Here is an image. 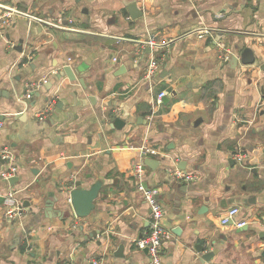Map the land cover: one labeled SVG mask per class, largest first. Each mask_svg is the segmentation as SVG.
Wrapping results in <instances>:
<instances>
[{
    "label": "crops",
    "instance_id": "obj_1",
    "mask_svg": "<svg viewBox=\"0 0 264 264\" xmlns=\"http://www.w3.org/2000/svg\"><path fill=\"white\" fill-rule=\"evenodd\" d=\"M9 8L0 151L12 150L19 180L2 179L0 157V198L15 191L22 215L0 203V264H150L136 248L150 230L134 177L146 158L159 161L144 163L143 182L160 189L164 264H264V0H0V15ZM60 19L67 28L50 24ZM199 28L210 32L186 35ZM245 48L253 64L241 61ZM82 64L76 80L56 77ZM34 82L42 86L29 93ZM181 163L194 181L174 178ZM98 180L94 210L77 217L68 191ZM235 208L246 225H222Z\"/></svg>",
    "mask_w": 264,
    "mask_h": 264
},
{
    "label": "built area",
    "instance_id": "obj_2",
    "mask_svg": "<svg viewBox=\"0 0 264 264\" xmlns=\"http://www.w3.org/2000/svg\"><path fill=\"white\" fill-rule=\"evenodd\" d=\"M17 11L9 8L7 9L2 15H0V27H5L10 25L14 21V17L16 16ZM62 19L59 20L57 23H50L52 26L56 28H67L62 25ZM72 23V21H69ZM208 28H199V29H192L186 35H197L199 37H204L209 33ZM228 57H226L227 59ZM159 69V64L156 60H151L146 76L152 77ZM42 86L40 82L31 83L28 86V92L33 93L37 91ZM166 93H161L159 95V102L161 98ZM2 123H0V127ZM141 152L144 157L146 156H157L159 154L157 149L150 148V147H143L141 148ZM0 157L6 161L7 167L2 172V179L5 181H9L11 178L15 177L18 172V168L15 164V156L9 146H4L1 148ZM245 155L242 152L236 153V158L238 161L243 160ZM145 173V164L143 162L138 163L134 167V177L138 181V190L142 193L146 203L148 204L151 210L150 216V230L149 232L144 235L143 237L139 238L136 241V248L139 250H147L149 255V262L150 264H164L163 256H162V245L165 240L169 239L170 231L166 229L164 226V218H165V211L160 201V189L157 187L148 188L144 185ZM174 178L180 183H190L196 179V176L193 174L185 173L183 170L179 168H175L173 170ZM4 205L6 207V215L13 219L20 217L22 215V208L16 199V192L10 191L3 199ZM239 212L238 208L232 209L228 212V214L222 218V225L233 224L236 228H242L246 225L243 221L235 222L234 216ZM97 264V263H95Z\"/></svg>",
    "mask_w": 264,
    "mask_h": 264
},
{
    "label": "water",
    "instance_id": "obj_3",
    "mask_svg": "<svg viewBox=\"0 0 264 264\" xmlns=\"http://www.w3.org/2000/svg\"><path fill=\"white\" fill-rule=\"evenodd\" d=\"M126 7L133 19H138L143 16V12L141 9L138 8L137 2L132 1L128 4H126ZM242 58V62L245 65L253 64L255 62V57L254 53L251 49L245 48L240 55ZM238 57L239 56H234L233 61L236 63L238 62ZM86 65L82 64L80 67H73L70 65H65L63 69L56 73L57 78H61L64 76H67L70 80H76L77 79V74L80 73V70L82 68H85ZM80 84L86 89V86L84 84V79H78ZM92 100V99H91ZM163 102H166L165 99H162ZM116 123L120 122V119H114ZM124 124V122H122ZM144 163L151 168H156L159 165V161H157L154 158H146ZM179 169L183 170L184 163H181L178 167ZM19 178L17 176L11 178L8 182L10 185H14ZM102 181L98 180L94 184H92L89 188H83L81 184H76L75 187L71 190L68 191V196H69V203L70 206L72 207L75 215L79 218H85L90 215V213L94 210L95 208V201L99 197L100 190L102 188ZM3 202V198H0V203ZM28 203H24V207H27ZM63 218V217H62ZM238 233V232H237ZM223 238L226 240L227 238L223 235ZM197 248L202 251L203 247L202 246H197ZM147 252V250H145ZM217 253V251H213L210 253H206L203 255V260L209 261L211 258ZM264 257V251L262 253ZM115 256L124 257L123 253V247L121 246L119 248L118 253L115 254Z\"/></svg>",
    "mask_w": 264,
    "mask_h": 264
}]
</instances>
